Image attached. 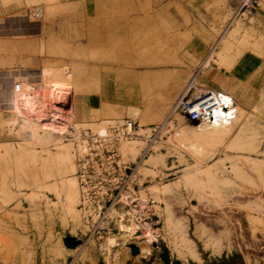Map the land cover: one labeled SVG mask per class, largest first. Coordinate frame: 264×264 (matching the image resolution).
Returning <instances> with one entry per match:
<instances>
[{
	"label": "rangeland",
	"instance_id": "obj_1",
	"mask_svg": "<svg viewBox=\"0 0 264 264\" xmlns=\"http://www.w3.org/2000/svg\"><path fill=\"white\" fill-rule=\"evenodd\" d=\"M238 1L83 0L15 19L53 64L0 118V264H264V16ZM192 79L233 99L229 133L173 112ZM127 118L119 190L79 149Z\"/></svg>",
	"mask_w": 264,
	"mask_h": 264
},
{
	"label": "built area",
	"instance_id": "obj_2",
	"mask_svg": "<svg viewBox=\"0 0 264 264\" xmlns=\"http://www.w3.org/2000/svg\"><path fill=\"white\" fill-rule=\"evenodd\" d=\"M262 0H241L239 10L243 12L254 11ZM35 15V14H34ZM207 66L205 63L201 69ZM64 74L68 73V69H63ZM22 91V83L17 82L13 85V94H19ZM233 99L226 92L219 89H212L197 84L196 79H192L191 82L185 88V91L175 107L173 112L180 115L188 123H197V125H205L212 129L228 128L232 125L237 117V111L234 109ZM48 114L43 110L41 114ZM52 114V113H51ZM55 114H52L53 116ZM56 117L60 115L56 114ZM65 117V116H64ZM68 126L66 127V129ZM136 125L131 118H127L121 122L109 127L106 135L101 136L94 134L86 130L84 132L83 145L80 146L79 151L84 156L99 157L104 159L105 164L102 163L104 173L107 177L112 179L116 189L122 190L128 181V175L125 168H121V165L116 160L118 144L123 140H129L136 134ZM151 133L148 136V146L146 151L150 150L151 144L156 142L158 138L157 128L150 129ZM180 130L175 127L171 129V136L176 139L180 137ZM64 136L65 132L59 134ZM75 135V134H73ZM80 135L76 137L79 138ZM81 138V136H80ZM104 156V157H103ZM83 170H86L83 165ZM85 181V176H82ZM126 179V180H124Z\"/></svg>",
	"mask_w": 264,
	"mask_h": 264
},
{
	"label": "crops",
	"instance_id": "obj_3",
	"mask_svg": "<svg viewBox=\"0 0 264 264\" xmlns=\"http://www.w3.org/2000/svg\"><path fill=\"white\" fill-rule=\"evenodd\" d=\"M83 0H0V118L11 104L13 85L27 80L41 79L45 69L53 63L40 57V38L30 36L14 24L15 19L34 10L42 13L46 8L63 6L80 7ZM98 2V0H93ZM238 1V8L240 5ZM92 0H89L91 3ZM44 3L46 5H44ZM45 6H47L45 8ZM264 16V7L258 6ZM81 11V9H80ZM14 24V25H13Z\"/></svg>",
	"mask_w": 264,
	"mask_h": 264
},
{
	"label": "bare ground",
	"instance_id": "obj_4",
	"mask_svg": "<svg viewBox=\"0 0 264 264\" xmlns=\"http://www.w3.org/2000/svg\"><path fill=\"white\" fill-rule=\"evenodd\" d=\"M134 54H136V53H134ZM134 57H136V56H134ZM53 94H54V92H53ZM51 95V94H50ZM54 95H56V94H54ZM53 99V98H52ZM56 101V100H55ZM45 103H46V105H48L47 104V101H45ZM54 105V104H53ZM234 107V109L237 111V108L235 107V106H233ZM51 108V107H50ZM49 109V108H48ZM53 111V110H52ZM59 111V110H58ZM196 126H199V127H201V126H204V127H206L208 130H211V131H213V132H223V133H229L230 132V130L233 128L232 127V125L230 126V127H228V128H219V129H212V128H209L208 126H205V125H196ZM104 130V129H103ZM101 133L103 134V133H105L104 131H101ZM72 183V182H71ZM69 184V183H68ZM71 186L69 187V189L68 190H64V194H65V197H66V199H67V202L68 201H71V202H73V204H74V201L76 200H73L74 199V197H75V195H76V191L74 192V185L73 184H70ZM60 190V189H59ZM60 192V191H59ZM61 192H62V190H61ZM76 198V197H75ZM65 199V200H66ZM70 206H71V204H70ZM73 206V205H72ZM73 209V208H72ZM68 211V210H67ZM68 212H71V211H68ZM72 213V212H71ZM74 213V212H73ZM72 213V214H73ZM69 214V213H68ZM70 215V214H69ZM127 221V224L126 225H121V230H122V232H124V234L123 235H120V236H107V237H104V239H103V241H104V243H103V247L104 248H106V250L107 251H111V248H113L114 246H117V245H121V244H124V242L127 240V238H128V232L134 227L133 225H132V223H131V219H128V220H126ZM140 252V251H139ZM118 254V253H117ZM141 254H143L142 252H140V255ZM116 261H114L113 263H115ZM108 264H112V262L110 261H108Z\"/></svg>",
	"mask_w": 264,
	"mask_h": 264
},
{
	"label": "water",
	"instance_id": "obj_5",
	"mask_svg": "<svg viewBox=\"0 0 264 264\" xmlns=\"http://www.w3.org/2000/svg\"><path fill=\"white\" fill-rule=\"evenodd\" d=\"M65 243L67 245H78L80 241L69 237V238H65Z\"/></svg>",
	"mask_w": 264,
	"mask_h": 264
},
{
	"label": "trees",
	"instance_id": "obj_6",
	"mask_svg": "<svg viewBox=\"0 0 264 264\" xmlns=\"http://www.w3.org/2000/svg\"><path fill=\"white\" fill-rule=\"evenodd\" d=\"M166 262V264H169L168 262H167V260L165 261ZM175 264H181L180 262H175Z\"/></svg>",
	"mask_w": 264,
	"mask_h": 264
}]
</instances>
